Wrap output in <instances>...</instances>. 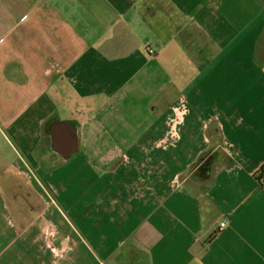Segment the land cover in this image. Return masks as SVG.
<instances>
[{
    "label": "crops",
    "instance_id": "1",
    "mask_svg": "<svg viewBox=\"0 0 264 264\" xmlns=\"http://www.w3.org/2000/svg\"><path fill=\"white\" fill-rule=\"evenodd\" d=\"M263 166L264 0H0V264H264Z\"/></svg>",
    "mask_w": 264,
    "mask_h": 264
},
{
    "label": "rangeland",
    "instance_id": "2",
    "mask_svg": "<svg viewBox=\"0 0 264 264\" xmlns=\"http://www.w3.org/2000/svg\"><path fill=\"white\" fill-rule=\"evenodd\" d=\"M260 58L263 60V55L262 56H260ZM47 133H44V136H43V138H42V141H41V147L42 148H45V149H48V146H49V144H48V142H49V139H48V136L46 135ZM41 154H44L43 152L41 153ZM5 164V166H6V163H4ZM194 170V169H193ZM22 187V185H20V184H18V183H16V185H14V187L13 188H19V187ZM25 201H30V202H35L36 200H33V199H31L30 200V198L29 197H25V199H24V202ZM18 216H20V215H18Z\"/></svg>",
    "mask_w": 264,
    "mask_h": 264
},
{
    "label": "trees",
    "instance_id": "3",
    "mask_svg": "<svg viewBox=\"0 0 264 264\" xmlns=\"http://www.w3.org/2000/svg\"><path fill=\"white\" fill-rule=\"evenodd\" d=\"M200 169H202L201 166L199 167V170H200ZM197 171H198V170H197ZM262 175H264V166L261 168V171H260L259 176L256 177V179L259 180L260 182H261V180H262V178H263ZM203 182H204V181H201V184H202Z\"/></svg>",
    "mask_w": 264,
    "mask_h": 264
},
{
    "label": "built area",
    "instance_id": "4",
    "mask_svg": "<svg viewBox=\"0 0 264 264\" xmlns=\"http://www.w3.org/2000/svg\"><path fill=\"white\" fill-rule=\"evenodd\" d=\"M151 53H152V52H151ZM221 228H222V229L225 228V223H221V224H220V229H221Z\"/></svg>",
    "mask_w": 264,
    "mask_h": 264
}]
</instances>
